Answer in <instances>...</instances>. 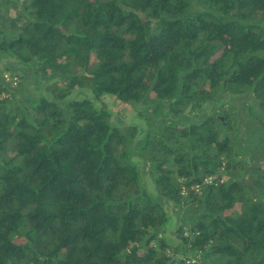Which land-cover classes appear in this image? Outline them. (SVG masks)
Segmentation results:
<instances>
[{
	"label": "trees",
	"instance_id": "16d2710c",
	"mask_svg": "<svg viewBox=\"0 0 264 264\" xmlns=\"http://www.w3.org/2000/svg\"><path fill=\"white\" fill-rule=\"evenodd\" d=\"M0 63V264H264V0H0Z\"/></svg>",
	"mask_w": 264,
	"mask_h": 264
},
{
	"label": "rangeland",
	"instance_id": "374dc122",
	"mask_svg": "<svg viewBox=\"0 0 264 264\" xmlns=\"http://www.w3.org/2000/svg\"><path fill=\"white\" fill-rule=\"evenodd\" d=\"M8 65H5L4 63H0V81L3 84L10 83L11 88L14 89L13 86L18 87L19 93L17 94V97L21 96H28L31 98H38L39 95L43 94L44 92V83L39 82L38 84L33 80V78H28L26 76V79L24 80L21 73L18 72L17 75L20 78V84L17 86L19 79L15 73L12 70L7 69ZM10 69V68H9ZM16 77L17 81L15 84H13V79ZM16 90V89H15ZM82 93L86 96H90L91 94L87 90H82ZM231 101V106L236 109V115L238 119V126L240 129V132L243 131V123H244V114H245V107L247 105H251L254 102L253 97H251L250 94L241 95V96H228L225 99ZM103 100L107 104V106L111 109V118L114 122L120 123V124H130V123H136L139 125L140 128L145 129V125L143 121L135 116V111L132 109L124 108L123 106L116 103V101L112 98L110 95H103ZM97 105L100 103L98 101H95ZM207 111V110H206ZM138 159V158H137ZM139 159L137 160V162ZM250 174L247 172V174L244 175V178L248 179ZM142 180L145 184L146 188L153 192L154 186L152 183V179L150 176L149 171L145 168V166H142ZM164 209L168 212L171 220L168 225V229L165 232V236L168 240H172L173 242H177V239L175 235L173 234V230L177 228L178 220L175 216V207L171 204H163Z\"/></svg>",
	"mask_w": 264,
	"mask_h": 264
},
{
	"label": "built area",
	"instance_id": "2783aa9c",
	"mask_svg": "<svg viewBox=\"0 0 264 264\" xmlns=\"http://www.w3.org/2000/svg\"><path fill=\"white\" fill-rule=\"evenodd\" d=\"M12 79H13V82L12 83L15 84L16 81H17L16 77H14ZM211 180H212V178L211 177H208V178L205 179V182H211Z\"/></svg>",
	"mask_w": 264,
	"mask_h": 264
},
{
	"label": "crops",
	"instance_id": "0c3cea01",
	"mask_svg": "<svg viewBox=\"0 0 264 264\" xmlns=\"http://www.w3.org/2000/svg\"><path fill=\"white\" fill-rule=\"evenodd\" d=\"M138 118V117H137Z\"/></svg>",
	"mask_w": 264,
	"mask_h": 264
}]
</instances>
